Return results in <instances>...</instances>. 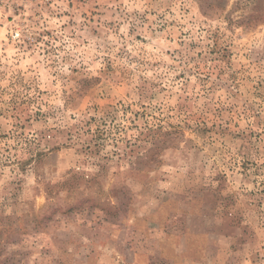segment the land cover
I'll list each match as a JSON object with an SVG mask.
<instances>
[{"label": "rangeland", "instance_id": "1", "mask_svg": "<svg viewBox=\"0 0 264 264\" xmlns=\"http://www.w3.org/2000/svg\"><path fill=\"white\" fill-rule=\"evenodd\" d=\"M0 264H264V0H0Z\"/></svg>", "mask_w": 264, "mask_h": 264}]
</instances>
